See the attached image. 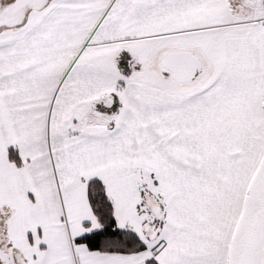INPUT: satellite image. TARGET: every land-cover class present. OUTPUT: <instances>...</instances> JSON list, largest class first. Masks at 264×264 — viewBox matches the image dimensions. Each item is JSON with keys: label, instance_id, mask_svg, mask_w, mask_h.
Listing matches in <instances>:
<instances>
[{"label": "snow or ice", "instance_id": "snow-or-ice-1", "mask_svg": "<svg viewBox=\"0 0 264 264\" xmlns=\"http://www.w3.org/2000/svg\"><path fill=\"white\" fill-rule=\"evenodd\" d=\"M0 264H264V0H0Z\"/></svg>", "mask_w": 264, "mask_h": 264}]
</instances>
